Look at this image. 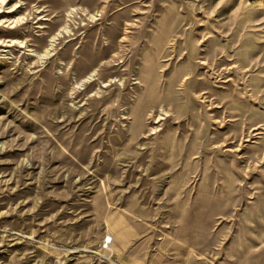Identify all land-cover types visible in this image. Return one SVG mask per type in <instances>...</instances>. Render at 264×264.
<instances>
[{"label":"rangeland","instance_id":"1","mask_svg":"<svg viewBox=\"0 0 264 264\" xmlns=\"http://www.w3.org/2000/svg\"><path fill=\"white\" fill-rule=\"evenodd\" d=\"M0 264H264V0H0Z\"/></svg>","mask_w":264,"mask_h":264}]
</instances>
